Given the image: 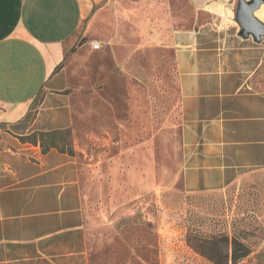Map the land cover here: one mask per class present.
Returning a JSON list of instances; mask_svg holds the SVG:
<instances>
[{"label":"crops","instance_id":"obj_1","mask_svg":"<svg viewBox=\"0 0 264 264\" xmlns=\"http://www.w3.org/2000/svg\"><path fill=\"white\" fill-rule=\"evenodd\" d=\"M113 1L0 0V264H77L85 253L77 235L85 232L89 196L81 167L53 134L75 125L73 88L86 85L75 61ZM115 1L138 8L152 0ZM237 1L174 0L179 14L167 12L145 38L173 51L187 192L218 190L264 169V88L253 85L264 38L240 33ZM254 15L264 22V5ZM130 16L117 9L118 40ZM67 53L73 68L64 64ZM40 132L52 133L45 146L50 139L56 146L43 152L38 137L22 139ZM117 168L114 188L137 195L139 167L131 165L130 186L122 177L129 169Z\"/></svg>","mask_w":264,"mask_h":264},{"label":"rangeland","instance_id":"obj_2","mask_svg":"<svg viewBox=\"0 0 264 264\" xmlns=\"http://www.w3.org/2000/svg\"><path fill=\"white\" fill-rule=\"evenodd\" d=\"M155 1L138 8L112 2L104 26L87 37L101 48L92 51L88 42L86 53L75 61L86 84L73 88L75 125L53 135L81 167L89 196L85 232L77 235L85 253L77 255V264H214L193 246L200 237L222 235L235 236L249 248L235 264H264V169L246 172L218 190L187 192L182 187L173 51L145 39L159 27L158 19L167 12L179 14V9L174 0L164 6L157 3L165 0ZM117 9L131 15L120 27L119 40ZM66 55L64 64L73 68ZM253 85L264 88V65ZM132 163L139 167L135 196L115 189L111 175L112 167H127L123 185L127 178L130 186ZM217 246L230 250L229 243Z\"/></svg>","mask_w":264,"mask_h":264},{"label":"trees","instance_id":"obj_3","mask_svg":"<svg viewBox=\"0 0 264 264\" xmlns=\"http://www.w3.org/2000/svg\"><path fill=\"white\" fill-rule=\"evenodd\" d=\"M54 135V134H53ZM52 133H33L27 136L22 137L23 140H27L30 142H36V138L38 137L41 140L42 151L45 152L49 149V146H56L55 143H52L51 139L48 141L49 146H45L44 137H51ZM43 142V144H42ZM61 151H65L63 148H59ZM70 154V152H68ZM196 237V235L194 234ZM230 244V250L222 251L217 245L218 243ZM208 244V251L204 250V246ZM194 248L198 249L201 255L206 256L208 259L212 260L214 264H228L230 260L232 264H235L239 259L246 256L249 253V248L241 242L237 237H231V239L227 235H222L219 237H210L208 239L204 237H200L199 242Z\"/></svg>","mask_w":264,"mask_h":264},{"label":"water","instance_id":"obj_4","mask_svg":"<svg viewBox=\"0 0 264 264\" xmlns=\"http://www.w3.org/2000/svg\"><path fill=\"white\" fill-rule=\"evenodd\" d=\"M263 3L264 0L237 1L234 17L242 35L250 34L256 39L264 38V22L254 15L255 11Z\"/></svg>","mask_w":264,"mask_h":264},{"label":"built area","instance_id":"obj_5","mask_svg":"<svg viewBox=\"0 0 264 264\" xmlns=\"http://www.w3.org/2000/svg\"><path fill=\"white\" fill-rule=\"evenodd\" d=\"M88 44H89L90 48L94 49V50H98L101 48V44L96 40H91V41H89Z\"/></svg>","mask_w":264,"mask_h":264}]
</instances>
